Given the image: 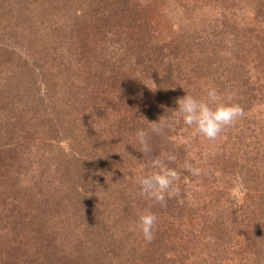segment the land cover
I'll use <instances>...</instances> for the list:
<instances>
[{
    "label": "trees",
    "instance_id": "obj_1",
    "mask_svg": "<svg viewBox=\"0 0 264 264\" xmlns=\"http://www.w3.org/2000/svg\"><path fill=\"white\" fill-rule=\"evenodd\" d=\"M165 9L176 15L155 19L171 14ZM249 71L264 76V0H0L6 262L264 264V89ZM209 88L245 116L197 165L179 134L166 126L151 132L150 115L163 101L169 114L161 122H181L170 107L193 91L206 98ZM238 124L257 135H235ZM138 129L149 134L147 156ZM66 141L70 153L56 146ZM156 160L181 177V197L164 207L142 197L137 183L158 169ZM186 160L203 174L191 176L181 167ZM206 174L222 189L244 180L253 204L229 213L227 192L212 191ZM145 210L158 217L151 243L137 227Z\"/></svg>",
    "mask_w": 264,
    "mask_h": 264
},
{
    "label": "clouds",
    "instance_id": "obj_2",
    "mask_svg": "<svg viewBox=\"0 0 264 264\" xmlns=\"http://www.w3.org/2000/svg\"><path fill=\"white\" fill-rule=\"evenodd\" d=\"M176 103L178 108L175 110L183 123L205 139H217L226 128L234 126L245 116L244 109L238 103L225 102L222 94L215 88H209L206 99H197L191 94H186L178 98ZM162 118V117H161ZM149 122L151 132L163 134L165 123ZM136 139L140 144L139 151L144 156L149 155L152 149L149 144V134L144 129H138L135 133ZM169 162H175L176 156L167 155ZM155 167L159 168L148 175L137 177L140 187V195L154 205L166 206L168 199L181 197L179 186L180 174L160 160L155 161ZM181 167L191 176L199 177L203 174L200 167H196L192 162L186 160ZM158 217L150 210H145L138 216L137 227L139 228L146 243H151L155 238V228Z\"/></svg>",
    "mask_w": 264,
    "mask_h": 264
},
{
    "label": "rangeland",
    "instance_id": "obj_3",
    "mask_svg": "<svg viewBox=\"0 0 264 264\" xmlns=\"http://www.w3.org/2000/svg\"><path fill=\"white\" fill-rule=\"evenodd\" d=\"M160 11L169 12L166 9L160 10ZM169 13H171V14L163 13L160 15H155V19L160 20L158 18V16L163 18V15H169V16L176 15L173 12H169ZM164 21H166V22L172 21V23L176 24L175 19H166ZM164 21H162L161 24H163ZM160 27H161V25L157 27L158 30L160 29ZM248 75L250 76L251 83L253 82L254 86L262 87L264 89V76H255L256 73H254V71H252V72L249 71ZM145 86H146V83H145ZM152 87L154 88V90H156V86L154 84H150L151 90H152ZM192 93H193V96H195L197 99H206V98H202L200 93H197L195 91H193ZM222 98L224 99L225 102H228V98H226L223 94H222ZM166 106H167V103L160 101L156 108H152V109H155L156 112L154 111V114L150 115V119H151L150 122H157V121H159V119L161 117H162L161 118V121H162L163 116L166 117V115L169 114V111H166V112L163 111L166 108ZM170 108H172L173 110H176L178 108V104L176 103L174 107L171 106ZM253 108H259V106L258 107L255 106ZM261 109H262V117H264V109L263 108H261ZM167 118L171 119L172 123H168V125L165 124V126L167 128H169L171 131H173L174 133L179 134L177 137V140H179V142L181 143L180 145H184V146H186L187 144L190 145L188 158L191 159V161H193L194 164H197V165H205L206 164L205 161L210 160V158L218 151V146L220 143H222L221 139H226L227 138V131H229V129H228L229 127H228L225 129V131H223L221 133V135L217 139L210 141V140L205 139L204 137H202L200 135H197L193 131L192 128H190L189 126H187L183 123L182 119L180 122L179 118H175V119L172 117H167ZM165 122L167 123V121H165ZM176 126H181V128L178 129L179 131L178 130L176 131ZM234 134L235 135L238 134L239 137H241L240 134H242V135L249 134L252 136H256L257 130L253 133L252 132L251 133H247V132L240 133L239 124H238V131L235 129ZM126 136H127L126 140L132 138L131 133L126 134ZM133 141H135V140L133 139ZM53 144H56V142H53ZM57 145L62 147L63 148L62 150L65 151L66 153H70L71 145H69L68 141L60 142V144H56V146ZM39 147L41 149V144L39 145ZM44 155L46 156L47 154H44ZM35 158L39 162H44V163L48 162V161L43 159V155L41 153H39L37 157L35 156ZM203 168L205 169V167H203ZM158 170H159V168L156 170H152V172L158 171ZM205 180L211 186V190L214 192H215V190H224L225 189L224 191L227 193L225 194L224 198H222V200H224V204H225V206H227V211L229 213H230V208L233 210L237 207H240V206L244 205V203H246V200H248L245 196V190L243 188L244 187L243 184L246 183L244 180H243L244 183H242V181L240 179L230 180L228 182V189L226 187H224V189H222L218 185H213L215 183L212 181V179L207 174H206ZM30 182H32V181H30ZM263 186H264V184H262V188H264ZM249 202L251 204H253L251 201H249ZM228 218L232 219V216L230 215ZM225 252H226V249L223 250L220 255L225 256ZM8 255L9 254L5 250L0 249V264H8L6 262L8 260ZM12 264H17V262H15V263L13 262Z\"/></svg>",
    "mask_w": 264,
    "mask_h": 264
}]
</instances>
